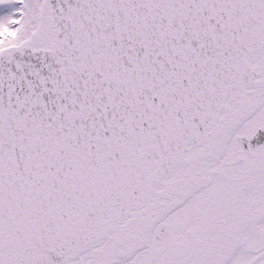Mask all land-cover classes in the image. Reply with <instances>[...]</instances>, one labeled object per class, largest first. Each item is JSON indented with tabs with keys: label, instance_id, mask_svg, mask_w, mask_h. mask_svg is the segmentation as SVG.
I'll list each match as a JSON object with an SVG mask.
<instances>
[{
	"label": "snow or ice",
	"instance_id": "obj_1",
	"mask_svg": "<svg viewBox=\"0 0 264 264\" xmlns=\"http://www.w3.org/2000/svg\"><path fill=\"white\" fill-rule=\"evenodd\" d=\"M0 264H264V0H0Z\"/></svg>",
	"mask_w": 264,
	"mask_h": 264
}]
</instances>
